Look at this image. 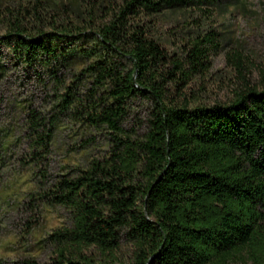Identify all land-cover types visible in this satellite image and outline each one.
<instances>
[{
  "label": "trees",
  "instance_id": "obj_1",
  "mask_svg": "<svg viewBox=\"0 0 264 264\" xmlns=\"http://www.w3.org/2000/svg\"><path fill=\"white\" fill-rule=\"evenodd\" d=\"M218 1L121 0L111 10L98 5V22L90 15L79 26L44 17L38 0L0 13V43L13 56L21 51L28 66L38 60L58 87L60 71L81 66L77 76L90 86L82 95L66 87L62 109L74 107L109 136L107 156L45 192L70 224L50 235L54 256L44 264H264V83L227 103H194L185 88L213 38L196 37L184 55H169L154 36L165 11ZM137 100L147 105L141 130L128 125ZM31 114L43 146L50 136Z\"/></svg>",
  "mask_w": 264,
  "mask_h": 264
},
{
  "label": "rangeland",
  "instance_id": "obj_2",
  "mask_svg": "<svg viewBox=\"0 0 264 264\" xmlns=\"http://www.w3.org/2000/svg\"><path fill=\"white\" fill-rule=\"evenodd\" d=\"M36 0H0V13L30 7ZM42 14L59 23L98 22L97 6L115 9L121 0H38ZM50 1V2H49ZM63 4L66 9H63ZM205 10H168L156 17L154 36L169 55H184L196 37L209 35L202 72L185 88L194 103H227L245 86L264 83V0H219ZM93 11L95 14L93 15ZM1 18V16H0ZM4 28L0 20V37ZM78 45H84L79 43ZM80 65L60 71V87L37 60L28 66L21 51L13 56L0 43V264L47 263L54 256L50 235L70 224L66 209L51 204L45 192L64 175L74 176L93 159L107 156L106 131L89 127L75 108L64 111L62 95H82L90 78ZM146 104L137 100L128 125L143 128ZM35 113L49 134L43 146L29 120ZM76 112V111H75ZM140 124V125H138ZM128 250H121V259ZM232 264H253L237 259Z\"/></svg>",
  "mask_w": 264,
  "mask_h": 264
}]
</instances>
